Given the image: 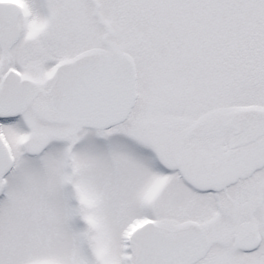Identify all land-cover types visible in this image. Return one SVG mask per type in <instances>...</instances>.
Listing matches in <instances>:
<instances>
[{"label": "snow or ice", "instance_id": "6c2138e0", "mask_svg": "<svg viewBox=\"0 0 264 264\" xmlns=\"http://www.w3.org/2000/svg\"><path fill=\"white\" fill-rule=\"evenodd\" d=\"M0 264H264V0H0Z\"/></svg>", "mask_w": 264, "mask_h": 264}]
</instances>
